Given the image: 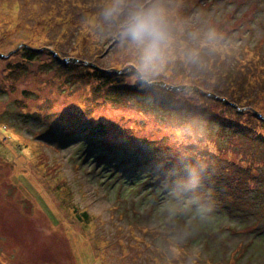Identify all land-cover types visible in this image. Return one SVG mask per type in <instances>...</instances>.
Listing matches in <instances>:
<instances>
[{
    "label": "rangeland",
    "instance_id": "374dc122",
    "mask_svg": "<svg viewBox=\"0 0 264 264\" xmlns=\"http://www.w3.org/2000/svg\"><path fill=\"white\" fill-rule=\"evenodd\" d=\"M104 4L0 0V264H264V127L198 103L236 83L264 115V0H167L177 36L151 72ZM131 67L201 93L138 84ZM99 124L107 134L89 135ZM182 146L204 177L180 182ZM215 165L233 175L219 182L235 193L227 211L206 197Z\"/></svg>",
    "mask_w": 264,
    "mask_h": 264
},
{
    "label": "clouds",
    "instance_id": "9594fccd",
    "mask_svg": "<svg viewBox=\"0 0 264 264\" xmlns=\"http://www.w3.org/2000/svg\"><path fill=\"white\" fill-rule=\"evenodd\" d=\"M102 15L106 21L120 22L121 36L136 49L149 72L165 60L177 36L167 0H105Z\"/></svg>",
    "mask_w": 264,
    "mask_h": 264
},
{
    "label": "trees",
    "instance_id": "16d2710c",
    "mask_svg": "<svg viewBox=\"0 0 264 264\" xmlns=\"http://www.w3.org/2000/svg\"><path fill=\"white\" fill-rule=\"evenodd\" d=\"M45 20H46V18H45ZM181 31H184V28H183V26H182V30ZM25 54L27 53L28 55H33L34 54V52H32V51H30V50H26V52H24ZM196 56H197V53H195L194 52V57L192 58V59H195V61L193 62V65L194 66H197V65H199L200 66V68H203V63L201 62V63H199V61H198V59L196 58ZM93 72V74H95V75H97V76H104V77H106L107 75L106 74H102V73H97L96 71H94V70H92ZM235 69H233V70H231V71H228L227 73H226V75H228L229 74V78L231 79V82H235L236 81V79L238 78V75H235ZM245 75H246V73H245ZM108 78H110V79H112L111 77H109L108 76ZM227 79V78H226ZM148 82V81H147ZM137 83L138 84H141V85H144V84H142L141 82H140V80L138 79L137 80ZM235 88H237L236 87V83H234V89ZM137 89L139 90V91H141L142 93H148L147 91H151V90H154L155 89V87L154 88H151V89H148L147 90V87H144L143 89H140V87H137ZM160 89V88H159ZM163 89L164 88H162V90H160V91H163ZM220 88H218L217 87V89L216 90H214V93L215 94H217V95H219V96H222L223 98V100L224 101H218V100H215V99H211V97L213 96L212 94H210V93H207L208 95H209V97H206L207 98V101H199L198 103L201 105V106H205V108L204 109H206L207 110V105H205V103H208V101L210 102V103H212V104H215V105H220L221 106V110H224V109H228V110H231V111H233V108L231 109V106H229V104H232L233 106H235L236 108H238V109H240V111L238 112V110L236 111L235 109V111H234V113L235 114H241V115H244L245 113H247L251 118H249V121H250V123H252V124H254V126L255 127H258V128H260V127H264V115H262V114H258V112L256 113L254 110L252 111H250V112H247V110H248V108H247V106L243 103L244 101H246V102H249V100L251 99V100H253V97L255 96L254 94H253V92H251L250 90H246V92H240V91H238V92H236V93H234V89H232L230 92H231V96H226V95H224V94H222V95H220V90H219ZM140 102H141V100H140ZM173 102V101H172ZM175 103V102H174ZM176 105H178L177 103H175ZM159 105H161L160 103H159ZM182 105V104H181ZM191 111V113L188 115V116H195L193 113H200V111H198L197 110V108H191L190 109ZM262 117H263V119H262ZM100 128H96V130H95V132H90L89 133V135H91V136H94V135H96V134H99V135H104V134H107L106 133V131H105V126L104 125H101V124H99L98 125ZM227 126H229L230 128H231V130H232V132L234 133V134H236V132L238 131V130H242L241 129V126L240 125H236V126H230L229 124H227ZM242 127H245V126H242ZM120 133V131L119 132H117V133H113V136L115 137V139L116 140H118V142H120V143H129L131 140L130 139H127V137H119L118 136V134ZM115 143V142H114ZM111 145H114V144H111ZM156 148H154V149H152V150H155ZM180 150H183V151H185V153H186V155H184V157H183V160H182V162H176L173 158V160H174V164L173 165H171L172 167H174V168H176L177 169V171H176V175L177 176H179L180 177V182H186L187 180V178L188 179H190L191 177L192 178H200L201 176L202 177H204L205 176V173H206V171H205V167H203V166H200L198 163H199V161L198 160H196V158H195V155H193V154H191V152L193 151V150H197V148H195V147H193V148H191V149H186L185 147H181V149ZM140 151V150H139ZM156 151V150H155ZM197 151H200V150H197ZM149 152H152V151H150L149 150ZM157 152H159V151H157ZM150 154V153H149ZM153 154H155V153H153ZM152 154V155H153ZM156 155H160V154H156ZM204 159H208V157L206 158H204ZM151 160V159H150ZM262 160H264V158H262ZM151 161H153L154 163H156L157 161H154V160H151ZM199 165V166H198ZM165 166H169V165H165ZM215 167H218L219 169H218V172H214V176L211 178V177H208L207 176V179H210V180H208L209 182H211V185H210V191H207V195H206V197H209V199L210 200H215L216 202H214V204H215V206H219V207H221V210L223 209L224 211H227V210H229V209H231V207H232V204L234 203V202H231V197L230 196H234L235 195V193H233L231 190H228L226 187L225 188H223L222 189V187L224 186V185H219V182H220V180H224L225 181V178L227 179L228 177H232L233 175L231 174V172L230 173H228V174H226L227 172H228V170L227 169H225V166L223 165L222 167L221 166H216L215 165ZM228 169H229V171H230V167H228ZM239 169V171H235V174L234 175H236V174H240L239 172H240V170H242L241 171V176H243L245 173L247 174V175H249V173H250V169L249 168H246V169H242V168H238ZM259 169H260V167H259ZM205 172V173H204ZM233 178V177H232ZM174 181H176L177 182V180H174ZM251 181L253 182V181H255V177H253V178H251ZM241 185H245L244 187H246V188H248V190H250L251 188H249L250 186H249V182L247 181V183L246 184H244V183H240ZM178 188H179V186H178ZM202 190L203 189H201V195H200V193L198 194V197H201V196H203L204 194H202ZM177 191H180V194H179V200H181V199H183V196L185 195L184 193H188L187 192V189L186 188H182L181 190L180 189H178ZM205 191V192H206ZM204 192V193H205ZM217 192H219V194H217ZM183 193V194H182ZM220 198V199H219ZM216 199H219V200H216ZM241 200H243V199H241ZM261 209V212H264V205L260 208ZM81 217L84 219V220H87V218H88V216H87V214L86 213H82L81 214Z\"/></svg>",
    "mask_w": 264,
    "mask_h": 264
},
{
    "label": "water",
    "instance_id": "95a60500",
    "mask_svg": "<svg viewBox=\"0 0 264 264\" xmlns=\"http://www.w3.org/2000/svg\"><path fill=\"white\" fill-rule=\"evenodd\" d=\"M25 47L28 48L27 46H25ZM49 52H50V51H49ZM55 55H56L55 53H52V56H55ZM8 56H9V55H8ZM8 56H4V55L0 54V59L7 58ZM64 61H65V60H64ZM66 61H71V62H73V63H77V62H78L77 60H70V59H68V60H66ZM82 64H83V65H86V66H89V67H92V68H94V69H97L95 66H93L92 64H89V63H87V62H82ZM131 69L136 73V75L138 76V79L140 80V82H141L142 84L147 85V86H157V87L165 88V89H167V90H169V91H185V90H193V91H195V92H200L199 89H197V88H195V87H192V86H169V85H165V84H162V83H149V82H147L146 80L142 79L141 74H140L138 71H136V70L133 69L132 67H131ZM124 71H125V70H122V71H115V73H116V74H120V73H122V72H124ZM200 93H201V92H200ZM213 98H214L215 100H219L217 97H214V96H213ZM220 101H224V100L221 99ZM229 105L232 106V104H229Z\"/></svg>",
    "mask_w": 264,
    "mask_h": 264
}]
</instances>
